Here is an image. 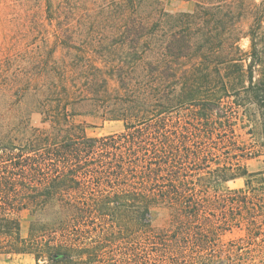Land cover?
I'll return each mask as SVG.
<instances>
[{"label":"trees","instance_id":"16d2710c","mask_svg":"<svg viewBox=\"0 0 264 264\" xmlns=\"http://www.w3.org/2000/svg\"><path fill=\"white\" fill-rule=\"evenodd\" d=\"M194 1L34 0L0 56V257L111 264L120 245L119 264H240L264 241V170L244 163L264 156V0ZM85 114L124 129L87 136Z\"/></svg>","mask_w":264,"mask_h":264},{"label":"rangeland","instance_id":"374dc122","mask_svg":"<svg viewBox=\"0 0 264 264\" xmlns=\"http://www.w3.org/2000/svg\"><path fill=\"white\" fill-rule=\"evenodd\" d=\"M26 1V0H23ZM31 1V7L28 9L26 5L24 6L21 2H17L16 0H0V56H5L8 53L14 51V48L11 47V42L9 41L10 36L17 30L18 23L23 22L25 27H28L31 24V21L28 18V15H32L34 11L37 10V7H32L34 0ZM165 7L170 12H178V11H192L195 8L194 0H163ZM259 3L261 0H248ZM38 14L42 15V13L38 10ZM26 15V17H25ZM21 16L23 19H21ZM42 17H39V19ZM243 28L247 29L249 26L248 21L242 22ZM250 41L248 38L244 37L240 41V45L243 49L249 48ZM234 97L229 98L226 106L229 107L234 114V117H237V126L236 131L240 135V139L246 144L251 146H256L258 141L259 134H255V136H251L248 132V123L247 120L240 115L238 112V102L233 101ZM3 103L0 102V113L3 111ZM14 115H17V111H13ZM78 121L86 122V135L94 136V137H103L114 133H119L124 129V121L120 119H105L102 116H91L88 114L80 115L77 117ZM31 123L34 125L43 126L42 123V115L40 113H33L31 115ZM259 133V130H257ZM264 156L255 159L245 160V164L249 167L251 171L256 169L264 170ZM243 179L239 178L235 181L230 182L231 187H241L243 186ZM153 225L156 229H164L169 226L170 222V214L169 210L165 207H156L153 210ZM22 220V229L21 233L23 236H26L29 228V217L27 211L21 214ZM243 236V232L235 229L232 233H226L222 237L223 242H228L230 240H237L238 238ZM120 245L115 246L114 248H109L112 257L111 264H119L120 263ZM239 249V257L237 258V262L240 264H264V241L259 242L257 240L250 241L248 245H240ZM0 264H35V260L33 255L25 253V254H13L11 256L2 258L0 257Z\"/></svg>","mask_w":264,"mask_h":264},{"label":"crops","instance_id":"0c3cea01","mask_svg":"<svg viewBox=\"0 0 264 264\" xmlns=\"http://www.w3.org/2000/svg\"><path fill=\"white\" fill-rule=\"evenodd\" d=\"M252 159H255V158H252ZM258 170H263V169H256V170H254V171H258ZM261 178L264 180V172L262 173V175H261Z\"/></svg>","mask_w":264,"mask_h":264}]
</instances>
